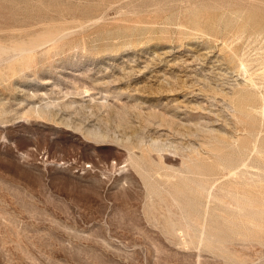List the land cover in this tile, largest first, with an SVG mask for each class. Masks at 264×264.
Returning a JSON list of instances; mask_svg holds the SVG:
<instances>
[{
    "label": "rangeland",
    "instance_id": "1",
    "mask_svg": "<svg viewBox=\"0 0 264 264\" xmlns=\"http://www.w3.org/2000/svg\"><path fill=\"white\" fill-rule=\"evenodd\" d=\"M0 264H264V0H0Z\"/></svg>",
    "mask_w": 264,
    "mask_h": 264
},
{
    "label": "bare ground",
    "instance_id": "2",
    "mask_svg": "<svg viewBox=\"0 0 264 264\" xmlns=\"http://www.w3.org/2000/svg\"><path fill=\"white\" fill-rule=\"evenodd\" d=\"M243 64V63H242ZM241 67V66H240Z\"/></svg>",
    "mask_w": 264,
    "mask_h": 264
}]
</instances>
